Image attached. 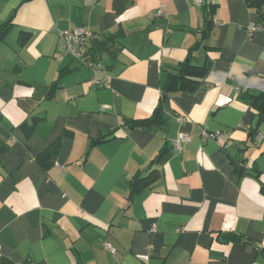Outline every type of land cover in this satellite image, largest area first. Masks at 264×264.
Masks as SVG:
<instances>
[{
    "label": "crops",
    "instance_id": "1",
    "mask_svg": "<svg viewBox=\"0 0 264 264\" xmlns=\"http://www.w3.org/2000/svg\"><path fill=\"white\" fill-rule=\"evenodd\" d=\"M263 15L264 0H0V264H264V34L247 32ZM75 27L107 85L56 59ZM205 60L163 94L164 71ZM159 105L164 123L130 126Z\"/></svg>",
    "mask_w": 264,
    "mask_h": 264
},
{
    "label": "built area",
    "instance_id": "2",
    "mask_svg": "<svg viewBox=\"0 0 264 264\" xmlns=\"http://www.w3.org/2000/svg\"><path fill=\"white\" fill-rule=\"evenodd\" d=\"M196 3H201V0H195ZM248 34L254 32H262L264 34V22L251 23L247 27ZM90 34L88 31L81 27H75L70 30L59 32L60 42L57 46L56 59L62 60L64 56L68 55L73 60H76L84 65H86L91 70L90 82L95 86H105L107 85V67L105 63L98 58L97 55L89 53L90 51L86 49V41L88 40ZM185 117L180 116L178 120L180 122L185 121ZM212 136H221V133L216 132ZM264 138V132L258 131L252 137L253 142L259 145ZM190 140L186 133L179 132L176 138L172 142V146L175 150L180 151L182 149V143L188 142ZM151 231L155 230V224L151 225ZM104 248L113 252L114 248L108 243L104 244ZM153 244L149 243L146 246V253L137 255L139 259L148 260L150 254L153 250Z\"/></svg>",
    "mask_w": 264,
    "mask_h": 264
},
{
    "label": "trees",
    "instance_id": "3",
    "mask_svg": "<svg viewBox=\"0 0 264 264\" xmlns=\"http://www.w3.org/2000/svg\"><path fill=\"white\" fill-rule=\"evenodd\" d=\"M262 0H246L248 4H258ZM210 14H208L206 17L208 18ZM210 22V20H209ZM260 22H264V15L260 18ZM9 22H4L3 24L0 25V40L4 39L5 35L7 34L8 31V25ZM30 37V33L26 31H21L18 36V42L23 45L24 43L27 42V40ZM99 46L103 44V41H99ZM96 48V47H95ZM95 49L94 52H89L94 55H97L100 57L99 51ZM207 62L203 63L202 66H193L190 63H183L181 67H179L175 72L174 71H164L162 74V80H163V85H162V92L163 94H169L171 92H175L180 90L183 87V84L188 82L191 83L192 85H197L198 81L195 78V73L197 72L198 69H206ZM63 71L60 73V76L58 80L56 81V85L60 78L62 77ZM264 105V104H263ZM164 118L161 110V106L159 105L152 113L151 116L145 119L141 120H133L130 122V126H136V125H143V126H153V125H161L164 123ZM251 139L254 136V133H250ZM3 148H0V151H2ZM147 179H133L130 182V193H135L139 190H141L143 187H145L149 181L145 182Z\"/></svg>",
    "mask_w": 264,
    "mask_h": 264
}]
</instances>
